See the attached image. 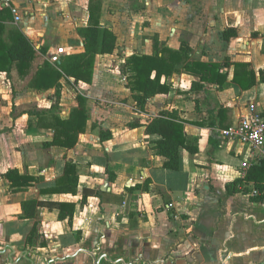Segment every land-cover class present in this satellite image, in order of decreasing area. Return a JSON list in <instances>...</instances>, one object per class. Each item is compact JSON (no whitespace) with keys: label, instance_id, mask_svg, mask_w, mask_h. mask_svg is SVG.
<instances>
[{"label":"crops","instance_id":"obj_1","mask_svg":"<svg viewBox=\"0 0 264 264\" xmlns=\"http://www.w3.org/2000/svg\"><path fill=\"white\" fill-rule=\"evenodd\" d=\"M13 1L24 18L16 22L9 8H0L9 16L4 37L19 28L46 50L39 63L60 70L50 60L58 47L67 55L85 51L77 28L88 24L91 0ZM100 1L101 23L113 29L117 44L98 57L151 55L158 37L170 48L184 46L191 60L228 58L221 69L228 79L195 90L194 82L203 84L198 76L182 73L190 81L184 88L174 74L173 89L149 98L141 111L123 72L119 85L96 66L90 82L62 77L59 95L56 85L35 87L16 70L0 72V264H264V200L226 188L244 176L254 155L221 135L222 123H236L250 107L264 110V0ZM227 27L237 30L228 40ZM235 62L250 63L255 86L243 90L233 82ZM71 85L78 88L73 101ZM81 99L88 118L75 146H46L55 135L47 124L55 115L69 119ZM165 108L179 111L187 138L200 148L181 147L179 170L164 167L166 158L154 148L159 134L129 124H148ZM101 131L110 133L103 139ZM69 160L79 175L77 193L44 191ZM9 169L33 178L13 188L3 177ZM146 179L148 191L130 189ZM85 189L95 194L82 203ZM33 199L74 203V216L61 220L59 209L43 204L24 217L22 202Z\"/></svg>","mask_w":264,"mask_h":264},{"label":"trees","instance_id":"obj_2","mask_svg":"<svg viewBox=\"0 0 264 264\" xmlns=\"http://www.w3.org/2000/svg\"><path fill=\"white\" fill-rule=\"evenodd\" d=\"M102 4L100 0H91L89 4V21L85 26H80L77 31L84 38L85 51L65 55L57 62L60 70L50 66L48 61L44 64L38 62L39 52L46 53V50L37 49L30 38L19 28H13L5 38V25L3 20L7 17L0 11V72L10 73L17 71L20 79L31 77V86H57V94H60V78L73 77L75 81L90 82L93 79L95 60L97 55L111 54L117 44V35L113 29L101 23ZM4 14V15H2ZM11 18V17H10ZM224 38L231 39L237 35L235 27H227L224 30ZM8 39V40H7ZM122 72L127 76L128 88L133 93L137 107L146 111L149 98L157 94H168L173 89L172 76L176 73H186L198 76L203 84L194 82L193 88L201 90L205 82L223 85L228 79V73L221 72L225 64L229 63L226 58L223 62L191 60L187 49L182 46L180 49H173L161 42L158 37L154 39V53L151 55L134 53L125 60ZM228 62V63H227ZM230 65V64H229ZM233 82L241 89L246 90L255 86L258 82L256 71L251 68L248 62L234 63ZM264 77L261 75V79ZM81 109L73 111L69 119H61L54 116L52 126L55 135L52 141L45 143L46 146L59 145L66 148L75 146L79 133L84 131L88 115L85 110V99H81ZM223 110V109H222ZM264 116V110L262 112ZM132 127L144 126L148 134H159L160 139L154 143L157 152L166 158L164 167L171 170H179L181 167L180 149H187L190 153L200 151L198 145L189 141L185 132V121L180 118L179 111L175 108L163 109L159 116L148 124L139 120L129 123ZM225 128L230 125L221 124ZM102 138H106L109 131H101ZM13 188H20L28 185L33 177L21 173L18 169H9L4 174ZM79 186V175L76 171V164L69 160L66 163L64 174L56 181L52 188L43 189L49 193H73L76 194ZM150 179L142 184H135L131 190L142 189L148 191ZM228 193L243 192L251 193L254 190L258 193L253 197L255 201L264 200V158L253 160L246 169L244 176L237 177L226 186ZM95 194V191L85 189L82 195V203L86 202L88 196ZM48 204L52 208L59 209V219L69 218L72 220L76 205L69 202H45L40 200H27L22 202L24 217H33L38 206ZM34 233L29 235L28 242L32 241Z\"/></svg>","mask_w":264,"mask_h":264},{"label":"built area","instance_id":"obj_3","mask_svg":"<svg viewBox=\"0 0 264 264\" xmlns=\"http://www.w3.org/2000/svg\"><path fill=\"white\" fill-rule=\"evenodd\" d=\"M3 7L11 10L16 22L23 20L24 14L14 5L13 0H0V8ZM67 53L65 47H58L50 56V60L57 64ZM221 135L231 141L248 146L254 155V160L264 158V116L255 107H250L248 113L240 116L236 123L222 129ZM250 164L247 165V168ZM257 193L258 191H253V195Z\"/></svg>","mask_w":264,"mask_h":264},{"label":"rangeland","instance_id":"obj_4","mask_svg":"<svg viewBox=\"0 0 264 264\" xmlns=\"http://www.w3.org/2000/svg\"><path fill=\"white\" fill-rule=\"evenodd\" d=\"M154 39H155V37H154ZM41 58H42V56H41ZM126 58L127 57L124 56V55L108 56V57H98V55H97L96 56V60H95V66H96L97 69H99V67H100L101 70L103 68L107 69L106 72L109 73V75H110L109 77L111 79H114V81H112V82H115L116 85H119V83H121V82L124 83L126 81L125 79H123V76H122L123 73H121L122 69L124 68V65H125V62H126L125 61ZM40 60H42V59H40ZM94 72H95V69H94ZM176 76H177V85H180V86H182L184 88H188L190 86L189 78H184L182 73H180V74L176 73L175 77ZM74 86L75 85H71V89H70V93H69L70 98L72 99V101L75 100V97H74L75 96V91H77L75 89L77 87H74Z\"/></svg>","mask_w":264,"mask_h":264}]
</instances>
